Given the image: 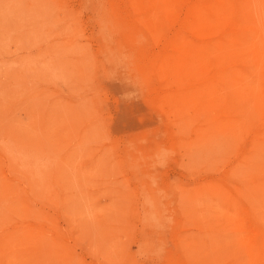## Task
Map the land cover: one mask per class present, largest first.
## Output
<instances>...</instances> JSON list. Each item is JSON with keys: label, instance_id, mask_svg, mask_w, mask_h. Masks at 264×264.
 Wrapping results in <instances>:
<instances>
[{"label": "rangeland", "instance_id": "rangeland-1", "mask_svg": "<svg viewBox=\"0 0 264 264\" xmlns=\"http://www.w3.org/2000/svg\"><path fill=\"white\" fill-rule=\"evenodd\" d=\"M263 26L264 0H0V264H264Z\"/></svg>", "mask_w": 264, "mask_h": 264}, {"label": "bare ground", "instance_id": "bare-ground-1", "mask_svg": "<svg viewBox=\"0 0 264 264\" xmlns=\"http://www.w3.org/2000/svg\"><path fill=\"white\" fill-rule=\"evenodd\" d=\"M216 1H217V0H216ZM243 1H244V0H243ZM251 1H252V0H251ZM214 3H215V2H214ZM220 3H221V1H220ZM223 3H224V2H223ZM223 3H222V5H223ZM246 3H247L246 1H245V4L242 3V4H241L242 7L245 6ZM249 3H250V2H249ZM236 4H237V3H236ZM238 4H239V3H238ZM239 6H240V5H239ZM246 6H248V5H246ZM249 6H250V4H249ZM212 7H214V6H212ZM216 7H217V6H216ZM219 7H220V6H219ZM250 7H251V6H250ZM217 8H218V7H217ZM226 8H227V5H226ZM243 8H244V7H243ZM219 9H222V8H218V12L220 11ZM233 9H234V8H233ZM246 9H247V7H246ZM216 10H217V9H216ZM222 10H223V9H222ZM225 10H226V9H225ZM231 10H232V9H231ZM240 10H241V9H240ZM242 11H243V13H245V12H244V9H242V10H241V13H239V14H243ZM246 11H248V10H246ZM209 12H210V11H209ZM212 12H213V11H212ZM215 12H216V11H215ZM220 12H221V11H220ZM222 12H223V11H222ZM249 12H252V11L249 9ZM249 12H247V13H249ZM226 13H227V12H226ZM261 13H262V12H261ZM211 14H212V13H211ZM214 14H215V13H214ZM227 14H228V13H227ZM234 14H235V13H234ZM212 15H213V14H212ZM229 15H230V14H229ZM229 15H228V16H229ZM232 15H233V13H232ZM237 15H238V14H237ZM247 15H248V14H247ZM251 15H253V14L251 13ZM234 16H235V15H234ZM245 16H246V15H245ZM245 16H244V17H245ZM261 16H262V15H261ZM213 17H214V16H213ZM215 17H216V16H215ZM236 17H237V16H236ZM247 17H248V19H249V15L246 16V18H247ZM225 18H226V16H225ZM228 18H230V17H228ZM251 18H252V17H251ZM261 18H262V17H261ZM231 19L233 20V18H231ZM241 19H242V17H241ZM241 19H240V20H241ZM242 20H243V19H242ZM237 21H238V20H237ZM245 21H246V20H245ZM254 21H256V20H254ZM259 22H260V21H259ZM223 23H224V22H223ZM236 23H237V22H236ZM239 23H241V21H240ZM254 23H256V24L258 25L257 22H254ZM227 24H228V23H227ZM230 24H231V23H230ZM256 24H254V25L257 26ZM259 24H260V23H259ZM262 24H263V22H262ZM245 25H247V24H245ZM241 26H242V25H241ZM251 26H252V25H251ZM258 26H259V25H258ZM258 26H257V27H258ZM260 26H261V24H260ZM236 27H237V26H236ZM263 27H264V26H263ZM225 28H226V27H225ZM225 28H224V29H225ZM228 28H231V26L228 27ZM228 28H227V29H228ZM237 28H239V27H237ZM237 28H236V29H237ZM253 28H254V27H253ZM234 29H235V28H233L232 30H234ZM241 29H242V28H241ZM241 29H240V30H241ZM256 29H257L258 31H259V30L262 31V30L260 29V27H259V29H258V28H255L253 32H255ZM243 30H244V29H243ZM228 31H229V30H228ZM241 31H242V30H241ZM236 32H237V31H236ZM248 32H249V31H248ZM253 32H252V33H253ZM256 32H257V31H256ZM244 33H245V32H243V34H244ZM250 33H251V32H250ZM250 33H248V34H250ZM257 33H258V32H257ZM260 33L262 34V32H260ZM260 33H259V34H260ZM230 34H231V33H230ZM233 34H234V32H233ZM254 34H255V33H254ZM254 34H253V35H254ZM263 34H264V32H263ZM237 35L242 36L241 33H238ZM256 35H257V34H256ZM233 36H234V35H233ZM235 36H236V34H235ZM239 36H238V38H239ZM248 36H249V35H248ZM250 36H251V35H250ZM250 36H249V37H250ZM260 36H261V35H260ZM243 37H246V36H243ZM249 37H248V38H249ZM256 37H257V36H256ZM250 38H251V37H250ZM253 38H255V37H253ZM234 39H236V37H234ZM262 39H263V36H262ZM262 39H261V40H262ZM236 40H237V39H236ZM236 40H235V41H236ZM239 40H240V38H239ZM250 40H253V39H250ZM250 40L248 39V41H250ZM245 41H247V40H245ZM257 41H258V40H257ZM257 41H256V42H257ZM262 41H263V40H262ZM230 42H231V41H230ZM242 42H243V40H242L240 43H242ZM250 42H251V41H250ZM250 42H248V43H250ZM223 43H226V41L223 42ZM248 43L246 42L245 44H248ZM230 44H231V43H230ZM232 44H235V43H233V41H232ZM263 44H264V43H263ZM228 45H229V44H228ZM243 45H244V44H243ZM245 88H246V87H245ZM250 93H251V92H250ZM198 220H199V218H198Z\"/></svg>", "mask_w": 264, "mask_h": 264}]
</instances>
